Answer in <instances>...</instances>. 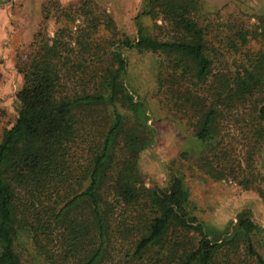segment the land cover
Wrapping results in <instances>:
<instances>
[{"label": "trees", "instance_id": "1", "mask_svg": "<svg viewBox=\"0 0 264 264\" xmlns=\"http://www.w3.org/2000/svg\"><path fill=\"white\" fill-rule=\"evenodd\" d=\"M64 4L42 8L17 65L15 116L0 139V264H23L22 235L49 264H264L250 212L216 238L187 181L196 170L231 178L264 203V172L255 166L264 144V51L254 67L215 70L218 42L238 50L248 38L240 29L225 39L213 32L204 0H142L133 39L94 0ZM125 50L156 56L164 68L155 95L210 147L187 168L180 162L165 187L142 178L140 156L155 135L145 100L126 81ZM226 120L240 140L223 139Z\"/></svg>", "mask_w": 264, "mask_h": 264}, {"label": "rangeland", "instance_id": "2", "mask_svg": "<svg viewBox=\"0 0 264 264\" xmlns=\"http://www.w3.org/2000/svg\"><path fill=\"white\" fill-rule=\"evenodd\" d=\"M59 1L67 4L77 0ZM94 1L102 10L110 13L121 33L135 38L137 35L135 18L142 0ZM204 1L206 17H209L213 32H222L220 35L225 39L226 34L231 36L235 30L240 29L248 38L246 43L238 46V50L232 46L235 45L234 42L231 46L218 42L220 53L215 60V70H222L229 76L240 64L254 67L258 52L264 51V0ZM48 2L49 0H0V139L1 132L10 125L15 116L17 106L15 94L22 81L17 65L27 56L29 45L42 22V8ZM2 3L6 6L10 4L8 5L10 14H7V9ZM142 21L151 31L152 24L149 18H143ZM228 24L235 29L229 30ZM48 25L49 31L52 32L53 22ZM123 53L129 61L126 81L128 83L129 79L128 84L131 86L134 99L140 100L142 96L145 100L147 124L153 128L155 135L153 142L140 156L142 178L146 186L165 187L171 178V171L178 170L180 162L187 168L189 163H192L190 157L207 153L210 147L197 141L191 135L188 126L164 107L163 99L160 102L161 96L155 95L156 74L164 68L159 66L156 56L151 53L140 55L135 50H125ZM222 124L223 139L227 138L229 142L230 137L241 139V136H238L239 127L235 129L233 123L228 120ZM244 127L246 126H242L243 129ZM244 151H247V148ZM183 152H187L189 157L183 159ZM255 158L256 168L264 172L263 142L258 147ZM187 181L191 184L199 220L216 238L231 233L237 221V214L242 210H248L252 221L258 226L259 231L255 233L254 239L264 257V203L256 192L242 188L231 178L213 181L202 175L199 170L192 176L189 175ZM19 250L23 264H49L38 254L25 235L20 237Z\"/></svg>", "mask_w": 264, "mask_h": 264}, {"label": "crops", "instance_id": "3", "mask_svg": "<svg viewBox=\"0 0 264 264\" xmlns=\"http://www.w3.org/2000/svg\"><path fill=\"white\" fill-rule=\"evenodd\" d=\"M3 5H5V7H6V9H7V14H10V11H9V8H8V5H10V4H7V6H6V4L5 3H2ZM23 17V16H22ZM20 20H21V15H20ZM23 20H24V18H23ZM10 24V23H9Z\"/></svg>", "mask_w": 264, "mask_h": 264}]
</instances>
